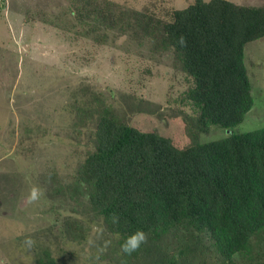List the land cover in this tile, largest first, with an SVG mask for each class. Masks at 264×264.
Returning a JSON list of instances; mask_svg holds the SVG:
<instances>
[{"label": "rangeland", "instance_id": "obj_1", "mask_svg": "<svg viewBox=\"0 0 264 264\" xmlns=\"http://www.w3.org/2000/svg\"><path fill=\"white\" fill-rule=\"evenodd\" d=\"M108 1L117 11L169 21L194 0ZM231 1L264 6V0ZM75 2L0 0V264H38L45 248L58 264H175L172 233L158 239L147 233L139 257L129 259L121 236L96 214L85 190L70 188L95 149L96 122H79L76 104L94 107L101 99L128 124L181 147L262 128L264 37L245 47L254 97L245 120L230 130L199 132L197 111L185 98L194 83L175 50L133 26L102 28L107 41L99 42L93 23L77 19ZM33 187L41 196L29 202ZM216 255L213 250L176 264H224ZM235 259L264 260V242L253 240L249 252Z\"/></svg>", "mask_w": 264, "mask_h": 264}, {"label": "trees", "instance_id": "obj_2", "mask_svg": "<svg viewBox=\"0 0 264 264\" xmlns=\"http://www.w3.org/2000/svg\"><path fill=\"white\" fill-rule=\"evenodd\" d=\"M76 1L77 19L93 23L99 42L107 41L102 28L133 26L175 50L194 83L185 98L197 111L199 132L212 126L230 130L253 108L245 47L264 37V6L194 0L165 21L149 12L117 11L108 0ZM181 35L184 47L177 43ZM76 109L79 122H96L95 149L70 188L85 190L121 243L137 229L157 239L172 233L178 241L175 264L213 250L224 264H237L235 256L248 253L253 240L264 242V127L181 147L128 124L101 99ZM114 213L119 223L112 222ZM142 249L127 257H139ZM37 263L58 264L49 248Z\"/></svg>", "mask_w": 264, "mask_h": 264}, {"label": "clouds", "instance_id": "obj_3", "mask_svg": "<svg viewBox=\"0 0 264 264\" xmlns=\"http://www.w3.org/2000/svg\"><path fill=\"white\" fill-rule=\"evenodd\" d=\"M178 44H180L181 47L186 46V39L183 35H181L177 41ZM41 196V190L37 187L31 188L28 196L29 202H35L37 201ZM112 222L114 224L119 223V216L117 214H113L112 216ZM148 240L147 233L142 229H137L130 235H128L122 245L121 250L124 254L131 255L134 252H137L140 250L141 246L146 244ZM32 241H29V246L32 245Z\"/></svg>", "mask_w": 264, "mask_h": 264}]
</instances>
